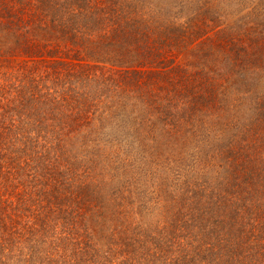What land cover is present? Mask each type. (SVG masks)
<instances>
[{
	"label": "trees",
	"instance_id": "16d2710c",
	"mask_svg": "<svg viewBox=\"0 0 264 264\" xmlns=\"http://www.w3.org/2000/svg\"><path fill=\"white\" fill-rule=\"evenodd\" d=\"M0 264H264V0H0Z\"/></svg>",
	"mask_w": 264,
	"mask_h": 264
}]
</instances>
